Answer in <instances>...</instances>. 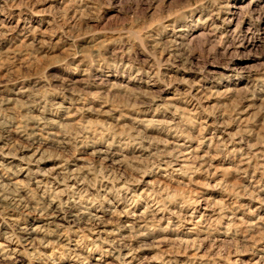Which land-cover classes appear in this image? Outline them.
Segmentation results:
<instances>
[{"label":"rangeland","instance_id":"1","mask_svg":"<svg viewBox=\"0 0 264 264\" xmlns=\"http://www.w3.org/2000/svg\"><path fill=\"white\" fill-rule=\"evenodd\" d=\"M0 264H264V0H0Z\"/></svg>","mask_w":264,"mask_h":264},{"label":"bare ground","instance_id":"2","mask_svg":"<svg viewBox=\"0 0 264 264\" xmlns=\"http://www.w3.org/2000/svg\"><path fill=\"white\" fill-rule=\"evenodd\" d=\"M169 99L171 100V98H169ZM53 217H54V216H53ZM98 217H99V216H98ZM40 218H41V217H40ZM95 219H96V218H95ZM95 219H94V221H95ZM50 224H51V223H50ZM133 225H134V224H133ZM39 227H40V226H39ZM130 227H131V226H130ZM25 228H26V227H25ZM56 228H57V227H56ZM36 229H38V228H36ZM42 229H43V228H42ZM25 230H27V229H24V231H25ZM34 230H35V228H34ZM34 230H33V231H34ZM37 232H38V231H37ZM42 232H43V231H42ZM30 233H31V232H30ZM33 233H34V232H33ZM23 234H24V233H23ZM27 234H28V233H27ZM28 235H29V234H28ZM30 235H31V234H30ZM28 238H29V237H28ZM28 238H27V239H28ZM31 239H32V238H31ZM32 240H33V239H32ZM28 241H29V240H28ZM27 243H29V242H27Z\"/></svg>","mask_w":264,"mask_h":264}]
</instances>
